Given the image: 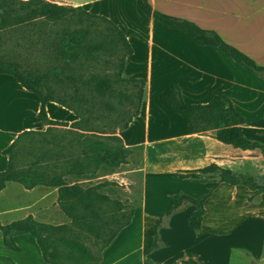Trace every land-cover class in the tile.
Masks as SVG:
<instances>
[{
	"label": "crops",
	"instance_id": "1",
	"mask_svg": "<svg viewBox=\"0 0 264 264\" xmlns=\"http://www.w3.org/2000/svg\"><path fill=\"white\" fill-rule=\"evenodd\" d=\"M82 6L108 17L126 34L132 54L124 77L145 81L139 114L122 133L126 147H141L144 160L140 205L102 252V264H185L186 253L205 264H264V151L221 142L216 130L189 133L186 119L168 102L173 85L189 104H207L223 94L244 118V136L264 145V72L253 73L215 46H202L190 34L167 27L137 0H48ZM153 9L217 31L257 64L264 66V0H150ZM40 97L15 77L0 74V172L8 168L4 150L25 130L34 129ZM48 102L51 109H62ZM66 112V110H64ZM67 119L76 115L68 110ZM36 128L44 129L46 124ZM48 126V125H47ZM216 166L252 182L221 180ZM179 194L204 196L199 230L188 226L197 206L185 203L159 230L161 247L152 249L150 228L179 203ZM33 217L51 222L60 216L58 188L31 189L8 182L0 192V225ZM8 247L0 230V264H49L37 239L28 232L10 234Z\"/></svg>",
	"mask_w": 264,
	"mask_h": 264
},
{
	"label": "trees",
	"instance_id": "2",
	"mask_svg": "<svg viewBox=\"0 0 264 264\" xmlns=\"http://www.w3.org/2000/svg\"><path fill=\"white\" fill-rule=\"evenodd\" d=\"M137 1L140 8L157 22L190 34L202 46L219 48L253 73L264 72V66L226 42L217 31L154 10L150 0ZM9 28L18 32L24 41V44L14 42L11 48L24 47L33 60L24 58L22 62L20 54L8 51L9 42L1 31ZM40 43L47 60L44 64L35 61V51H42L38 47ZM132 51L126 34L114 21L82 6L60 5L48 0H0V74L12 75L40 97L38 119L49 126L46 131H23L4 150L8 168L0 172V192L8 182H18L27 189L58 187L63 210L79 230L94 237L102 252L133 217L132 213L120 222L121 204L109 201L101 191L114 182L90 183L95 177L93 174L100 170L114 172L132 153V149L117 136L116 128L105 122L116 123L119 118H124L128 127L140 112L145 81L123 75L126 59ZM167 99L188 122L189 133L215 129L216 138L223 143L241 148L260 147L264 151L263 144L244 136L241 130L244 118L227 96L217 95L207 104H189L175 84ZM50 101L78 114L79 119L71 124L51 119L46 109ZM57 125L71 128L57 134L52 132L53 126ZM209 171L218 172L221 180L232 183L254 180L213 165L200 170ZM64 175L75 178L70 181ZM206 197L179 194L178 205L165 211L150 228L152 249L161 247L159 230L163 217L172 215L185 203L197 206L187 223L192 229L199 230ZM106 202H110L108 210L104 206ZM0 230L6 246L15 249L17 246L9 241L8 235L31 233L49 264H102V255H95L67 224L48 225L29 216L6 226L0 225ZM183 262L205 264L192 253H186Z\"/></svg>",
	"mask_w": 264,
	"mask_h": 264
},
{
	"label": "rangeland",
	"instance_id": "3",
	"mask_svg": "<svg viewBox=\"0 0 264 264\" xmlns=\"http://www.w3.org/2000/svg\"><path fill=\"white\" fill-rule=\"evenodd\" d=\"M58 1H64V0H58ZM60 5H68V4H60ZM1 34L4 37V39L6 38L9 42V46H7L8 51H10L11 53L15 51L16 53L20 54L22 62H24V58L26 60L34 59L28 54V50L24 49V47L16 48V49L11 48V45L16 41H19L20 43L24 44V41L21 39L20 34L18 32H15L11 30V28H9V29H6L5 31H1ZM38 47L42 51L38 52V51L33 50L35 51V54H37L35 61L39 64H44V62L47 60L43 56V53H42L43 52L42 44L40 43ZM103 67L104 66L102 65V68ZM61 108L62 109H56V110L51 109L52 112L54 113V116L57 118L54 120L68 122L69 124L74 122V121L70 122L67 119L66 112H68V109L63 106ZM64 110H66V112ZM122 110H125V108L123 107ZM74 114L76 115V119H75L76 121L79 119V115L76 113ZM122 117H124V114H122ZM124 120H125L124 118H119L116 123L111 122L109 120L105 121L111 128H116V134L122 139L123 143H124V140L122 138V133L125 129H127V127L124 124L125 123ZM41 124L43 123H37L36 126L40 127L42 126ZM36 126L34 129H31V130L46 131L49 128V126L46 125L44 129L41 130V129L36 128ZM70 128H71L70 126L57 125V126H53L52 132L61 134L65 130L70 129ZM74 129L80 131V129L78 128H74ZM131 149H132V153L129 155L126 163L120 165L119 167L115 169L114 172H111V173H106V172H103V170H100V173L99 172L96 173L98 176L96 174H93L95 177H93L92 180L90 181V183L93 185L97 184L99 181H104V180L114 182L113 185L106 187L102 189L101 191L108 197L109 201L114 200L115 202H119L121 204L122 211L119 212V217H118L120 222H123L125 218H127L130 214L133 213L134 215L135 209L140 205V201H141V187H142V170L141 169L143 166L144 154H143V149L141 147H132ZM64 178H67L71 181V179H74L75 176L64 175ZM15 183H18V182H15ZM73 183L74 182H72V184ZM45 187L58 188V187H51V186H45ZM59 194H60V191L58 188V206L60 208V216L58 218L57 217L54 218L53 221L49 223L47 222H43V223L48 224V225H61V224L69 225L73 229V234L79 235L82 243H84L87 247H89L95 255L97 256L102 255V251L99 245L95 244L94 237L88 234V232L86 231L79 230L73 224V220L63 210L61 201L59 199ZM109 203L106 202V204L104 205L106 206L105 208H107V210H108V206H110L108 205Z\"/></svg>",
	"mask_w": 264,
	"mask_h": 264
}]
</instances>
